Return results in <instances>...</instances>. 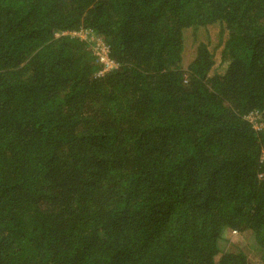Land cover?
<instances>
[{"label":"trees","instance_id":"16d2710c","mask_svg":"<svg viewBox=\"0 0 264 264\" xmlns=\"http://www.w3.org/2000/svg\"><path fill=\"white\" fill-rule=\"evenodd\" d=\"M229 233L264 264V0H0V264H249Z\"/></svg>","mask_w":264,"mask_h":264},{"label":"rangeland","instance_id":"374dc122","mask_svg":"<svg viewBox=\"0 0 264 264\" xmlns=\"http://www.w3.org/2000/svg\"><path fill=\"white\" fill-rule=\"evenodd\" d=\"M81 37L83 39H87V38L89 39L86 33ZM89 40L95 42L96 45H94V47H97V45L99 44V42L97 40H94L93 37H90ZM226 40H227V33L224 31V29L221 26L218 25L214 27H209L205 30H197V31L188 30L185 33V44H184L185 47L183 54V61L185 68L193 60L197 46L200 43H204L208 45L215 60V65L212 73L223 74L227 67V63H224L222 60V51ZM227 237L230 238V241L233 243V244H229L228 247H231L232 245H236L237 247L243 249L248 255L249 264L261 263L259 255H257L252 251L247 250L245 246V241L243 240V237H241V235L229 233Z\"/></svg>","mask_w":264,"mask_h":264},{"label":"built area","instance_id":"2783aa9c","mask_svg":"<svg viewBox=\"0 0 264 264\" xmlns=\"http://www.w3.org/2000/svg\"><path fill=\"white\" fill-rule=\"evenodd\" d=\"M94 50L98 56L99 64L103 67V71L100 72V74L116 67L115 63L109 57V48L106 45L99 41V44L94 48Z\"/></svg>","mask_w":264,"mask_h":264}]
</instances>
